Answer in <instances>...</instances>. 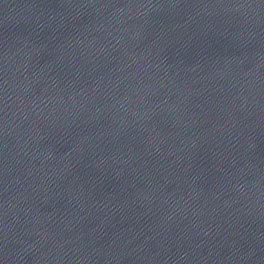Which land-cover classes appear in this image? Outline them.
I'll return each instance as SVG.
<instances>
[{"label":"water","instance_id":"1","mask_svg":"<svg viewBox=\"0 0 264 264\" xmlns=\"http://www.w3.org/2000/svg\"><path fill=\"white\" fill-rule=\"evenodd\" d=\"M0 264H264V0H0Z\"/></svg>","mask_w":264,"mask_h":264}]
</instances>
